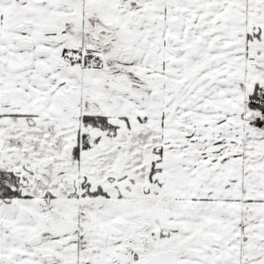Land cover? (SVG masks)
<instances>
[{
	"label": "snow or ice",
	"instance_id": "obj_1",
	"mask_svg": "<svg viewBox=\"0 0 264 264\" xmlns=\"http://www.w3.org/2000/svg\"><path fill=\"white\" fill-rule=\"evenodd\" d=\"M0 264H264V0H0Z\"/></svg>",
	"mask_w": 264,
	"mask_h": 264
}]
</instances>
